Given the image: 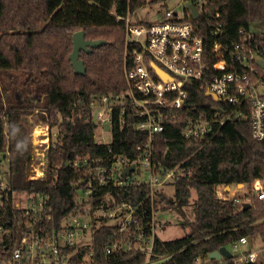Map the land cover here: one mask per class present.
Listing matches in <instances>:
<instances>
[{
    "label": "trees",
    "instance_id": "16d2710c",
    "mask_svg": "<svg viewBox=\"0 0 264 264\" xmlns=\"http://www.w3.org/2000/svg\"><path fill=\"white\" fill-rule=\"evenodd\" d=\"M154 1L0 0V152L8 163L7 185L34 194V198L38 193L46 196L42 208L28 216L12 206L10 195L0 197V264H17L12 250L22 231L36 226L45 236L51 235L61 228L64 217L86 206L97 210L129 204L145 234L157 205L174 209L183 218L182 236L163 240L155 235L148 258L135 245L141 241L135 238L134 223L128 232H118L117 221L107 215H92L90 264H146L147 259L149 264H193L197 257L205 264H235L232 257L210 259L208 253L242 236L264 240V200L255 198L248 207H240L215 197L217 184L264 181V142L251 136L248 105L245 116L217 122L202 136L184 137L183 122L188 114H208L218 105L226 106L206 95L197 83L187 86L188 97L176 112V121L156 133L150 145L152 162L159 171L174 170V181H170L173 196L163 188L155 189L151 196L147 183L117 186L94 182L88 198L78 200L79 189L86 187L88 165H73L74 159L87 157L92 166L96 165L93 160L108 163L114 155L133 160L139 154L137 146L147 141L146 132L134 127L136 118L124 115L123 121L119 120L115 107L110 141L97 142L94 130L99 123L88 115L94 98L126 89L124 67L134 44L125 42L123 16ZM184 19L209 45L216 39L223 44L246 41V33L238 30L249 31L254 22L264 26V0H209L196 19L185 6ZM216 22L221 23L217 37L212 34ZM80 29L86 39L104 41L89 52L80 51L84 74L74 73L69 59L72 34ZM262 35L258 52L264 56ZM31 115L35 122L57 128L46 149L45 174L39 178H30L34 158ZM192 192L195 197L191 201ZM189 205L191 219L185 209ZM127 237L131 239L128 245ZM115 241L125 246L106 252V246ZM86 251L79 248L72 260L79 264Z\"/></svg>",
    "mask_w": 264,
    "mask_h": 264
},
{
    "label": "built area",
    "instance_id": "2783aa9c",
    "mask_svg": "<svg viewBox=\"0 0 264 264\" xmlns=\"http://www.w3.org/2000/svg\"><path fill=\"white\" fill-rule=\"evenodd\" d=\"M163 1L166 7L159 21L134 23L130 13L123 16L125 42L134 44L128 51L129 62L124 67L126 89L120 94H103L94 98L88 115L110 133L114 108L118 107V119L123 121L124 115L136 118L134 127L146 132L147 141L137 146L139 154L133 160L114 155L108 163L95 159L93 162L96 165L92 166L87 157L74 159L73 165H88L86 187L79 189V201L88 198L94 182L98 185L112 182L117 186L147 183L150 195L153 196L155 189L174 181L173 169L159 171L160 168L153 164L150 145L156 133L176 121V112L184 106L188 97L187 86L192 83L204 87L205 94L207 91L215 94L226 106L223 108L218 105L208 114L206 111L196 110L195 113L188 114L183 122L184 137L202 136L217 122L245 116V106L248 105L251 136L256 141L264 142V66L261 67L256 62L258 58L264 59L258 52V37L262 33L254 34L239 28V33H246V41L223 44L216 39L209 45L202 36L194 32L191 22L184 19V7L188 3H193L200 13L209 0H181L184 5H180V11L171 0ZM215 16L218 17L217 12ZM220 32L221 23H214L212 34L217 37ZM155 65L161 69V74L155 69ZM105 124L109 125L108 129H105ZM45 127L48 130L47 124ZM47 130L43 133L44 137H37L33 144L34 158L30 178H39L45 174V153L50 138ZM38 146L42 147L37 148ZM3 158L6 160L4 154ZM130 165H133V169L125 173ZM146 171L148 178L143 175ZM237 186L245 188L237 191ZM6 195L11 196L12 206L24 211V216H28L30 212L36 214L46 200L43 194L38 193L34 198V194L9 188L7 181L0 176V197ZM215 197L231 200L240 207L245 203L250 205L255 198L264 200V181L255 179L251 183L217 184ZM123 207L127 208L124 213L121 212ZM99 209L101 212L96 216L107 215L111 221H117L118 232H128L134 223L135 238L141 241L135 245L150 257L155 230L161 227V223L154 219L153 208L147 234L133 217L129 204L121 203L111 208ZM61 225L59 230L47 236L38 231L36 226L22 231L18 244L13 247L12 258L17 264H76L72 258L79 248L84 247L87 251L80 256L79 264H90L93 241L90 221L82 224L74 219L71 223L62 222ZM2 231L3 228L0 227V233ZM126 243H131L130 237H127ZM253 245L252 239L249 246L247 236L230 243L228 251L233 263L264 264V246L254 250ZM123 246L125 245L115 241L106 246V252L119 251ZM149 263L147 259L146 264ZM193 264H205V261L197 257Z\"/></svg>",
    "mask_w": 264,
    "mask_h": 264
},
{
    "label": "rangeland",
    "instance_id": "374dc122",
    "mask_svg": "<svg viewBox=\"0 0 264 264\" xmlns=\"http://www.w3.org/2000/svg\"><path fill=\"white\" fill-rule=\"evenodd\" d=\"M176 4V8L178 11H180V5H184V2L181 0H171ZM187 3V2H185ZM166 7V4L163 0H156L152 3H145L143 6L138 8L134 13L131 14V21L136 22H155L159 21L163 16V11ZM249 31L254 34L264 33V26H261L258 23H251L249 26ZM29 121L32 122V128L30 132L32 145L36 143L37 137L41 139L40 137H44L43 133L47 128L45 127L46 123L43 122H35V116L31 115L29 116ZM49 133V134H48ZM55 133H57L56 126H48L47 135H50L49 141L51 139V134L53 139L55 138ZM94 137L97 142H103L107 143L110 141L111 135L108 131L103 129V126L99 124L95 130H94ZM45 143L43 142V146ZM42 147L38 146L37 148ZM34 150V146H33ZM8 163L3 158V152H0V176H2L4 181L8 180ZM145 177H149L148 172H144L143 174ZM239 188H236L237 191L244 189L243 186H238ZM160 188H163L166 193L169 196H173L174 193V185L172 183H164L160 186ZM195 197V193L192 192L191 195V201ZM187 211L188 218H192V212H191V206L185 207ZM101 212L100 209L94 210L90 208L89 206L84 207L83 211H79L76 213H71L70 215L63 218V223H71L74 219L78 220L80 223H89V221L92 218V215H97ZM154 219L157 223H161V227L156 228L155 234L158 238L167 240V239H173L176 237H180L183 234V229L181 227V222L183 221V218L179 215V213L171 209L169 207L165 206H156L155 208V214ZM264 246V240L260 237L254 238V245L253 249H260ZM227 249H230V246H227Z\"/></svg>",
    "mask_w": 264,
    "mask_h": 264
},
{
    "label": "water",
    "instance_id": "95a60500",
    "mask_svg": "<svg viewBox=\"0 0 264 264\" xmlns=\"http://www.w3.org/2000/svg\"><path fill=\"white\" fill-rule=\"evenodd\" d=\"M187 7L190 10L191 13V17L193 19H196L199 15V10L197 9V7L193 4V3H188ZM263 37V35L261 36ZM104 41L102 39H96V40H90V39H86L84 37V31L83 30H76L73 32L72 34V50L69 54V59L71 62V65L73 67V71L76 74H84L85 73V65L83 60L80 58V51H85V52H89L91 50L92 47H98L99 45L103 44ZM257 64L261 67L264 66V59L258 58L256 60ZM155 69L158 71V73H162L161 69L155 65ZM206 95L211 96L215 101L220 102V98L217 97L215 94L210 93L209 91L206 92ZM105 129H108L109 125L105 124ZM133 169V165H130L129 167H127L125 169V173H128L129 170ZM226 190H228V188L226 187ZM172 201V200H170ZM176 205V204H175ZM249 204L245 203L243 205V207H248ZM248 240V244L249 246L251 245V241L252 238L250 236L247 237ZM208 257L210 259H220L222 257H231V253L228 251V249L226 247H220L218 250L216 251H212L210 253H208Z\"/></svg>",
    "mask_w": 264,
    "mask_h": 264
}]
</instances>
